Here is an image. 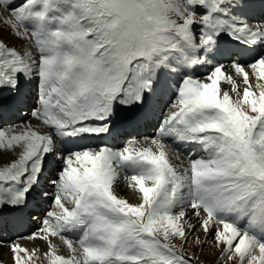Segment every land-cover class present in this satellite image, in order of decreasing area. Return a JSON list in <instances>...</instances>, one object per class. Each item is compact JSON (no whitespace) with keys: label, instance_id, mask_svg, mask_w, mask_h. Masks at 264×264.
I'll return each mask as SVG.
<instances>
[{"label":"snow or ice","instance_id":"1","mask_svg":"<svg viewBox=\"0 0 264 264\" xmlns=\"http://www.w3.org/2000/svg\"><path fill=\"white\" fill-rule=\"evenodd\" d=\"M0 127V264H264V0H0Z\"/></svg>","mask_w":264,"mask_h":264},{"label":"bare ground","instance_id":"2","mask_svg":"<svg viewBox=\"0 0 264 264\" xmlns=\"http://www.w3.org/2000/svg\"><path fill=\"white\" fill-rule=\"evenodd\" d=\"M253 83H255V80H253ZM222 88H227L228 86L226 84H223L221 85ZM33 124L36 123V121H32ZM1 130H5L7 131L5 128H2ZM15 134V133H14ZM6 143V142H5ZM15 155L14 153L12 152L11 149H8L7 147H4V148H0V166H5L7 165L11 160L15 159ZM126 180L124 179L123 176L120 177V181H119V191H120V194L127 197L128 199H130V201L132 202H136L135 200H133L132 198V194H131V190L129 191V189L127 190V192H125V190H122L120 187L124 184H126ZM54 242L57 244V246L59 247L60 249V254H67V249L61 245L60 241L56 238H53ZM27 244V246L29 247H32V244L33 243H36L42 250L44 249L45 245L43 244L42 241H39V242H31V241H26L25 242ZM206 249V248H205ZM205 249L203 250V253H205ZM208 249V248H207ZM214 253V252H212ZM210 253V254H212ZM207 254V253H205Z\"/></svg>","mask_w":264,"mask_h":264},{"label":"rangeland","instance_id":"3","mask_svg":"<svg viewBox=\"0 0 264 264\" xmlns=\"http://www.w3.org/2000/svg\"><path fill=\"white\" fill-rule=\"evenodd\" d=\"M128 189H129V187H128V182H127L126 185H125V187L123 188V190H125V192H127ZM129 191H130V189H129ZM196 251H197V255H199L201 257V259L204 261V264H211L212 260L215 258V255H216L215 252L212 253L213 251H211V250H209L207 248L205 249V253H207V254H205L203 252H200L199 250H196ZM210 253H212V254H210ZM45 264H47V261L46 260H45Z\"/></svg>","mask_w":264,"mask_h":264}]
</instances>
